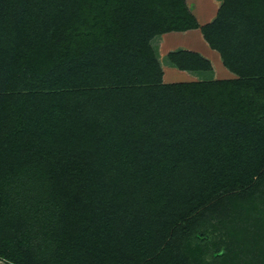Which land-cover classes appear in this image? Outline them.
Here are the masks:
<instances>
[{
	"label": "trees",
	"instance_id": "trees-1",
	"mask_svg": "<svg viewBox=\"0 0 264 264\" xmlns=\"http://www.w3.org/2000/svg\"><path fill=\"white\" fill-rule=\"evenodd\" d=\"M209 1L0 0V264H264V0Z\"/></svg>",
	"mask_w": 264,
	"mask_h": 264
},
{
	"label": "rangeland",
	"instance_id": "rangeland-1",
	"mask_svg": "<svg viewBox=\"0 0 264 264\" xmlns=\"http://www.w3.org/2000/svg\"><path fill=\"white\" fill-rule=\"evenodd\" d=\"M198 3L202 7L201 10L204 12V15H207L208 13H212L211 15L214 16V13L216 12V9L218 7L217 5H215V4H209V0H198ZM173 35H176V34H171L170 36L173 37ZM178 35H180V34H178ZM199 37H200V34H199ZM154 40H155L154 41V43H155L156 42V39H154ZM196 44L199 45V43H196ZM158 48H159V51H160V47H158ZM207 52L209 54L207 56H209L211 58V60H213L214 67L215 66L217 67L218 66V59L219 58H217V62H216L215 54L213 55L211 52H209V51H207ZM163 65H164V70H165V73H166L165 74V77H166L167 80H170L171 81V80H190V79H192V77H189V75L179 76L181 74L176 75L177 73L175 75H172L173 73L171 74V72L169 70L170 66L165 62V58H164V64ZM182 74H183V72H182ZM212 76H215V73H213V71L211 73L210 72H201V73H198L197 74V78H206L207 79V78H211Z\"/></svg>",
	"mask_w": 264,
	"mask_h": 264
},
{
	"label": "crops",
	"instance_id": "crops-1",
	"mask_svg": "<svg viewBox=\"0 0 264 264\" xmlns=\"http://www.w3.org/2000/svg\"><path fill=\"white\" fill-rule=\"evenodd\" d=\"M219 2V1H218ZM218 2H211L209 1V4H215V5H218ZM212 13H208L207 15H205V17H207L208 19L212 16L211 15ZM188 75V74H186ZM189 77H193V75L189 74Z\"/></svg>",
	"mask_w": 264,
	"mask_h": 264
}]
</instances>
